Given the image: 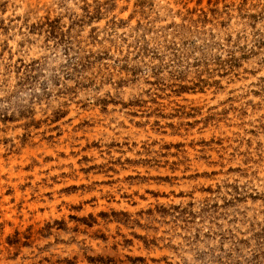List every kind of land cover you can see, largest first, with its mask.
Segmentation results:
<instances>
[{
    "label": "rangeland",
    "instance_id": "rangeland-1",
    "mask_svg": "<svg viewBox=\"0 0 264 264\" xmlns=\"http://www.w3.org/2000/svg\"><path fill=\"white\" fill-rule=\"evenodd\" d=\"M0 264H264V0H0Z\"/></svg>",
    "mask_w": 264,
    "mask_h": 264
}]
</instances>
